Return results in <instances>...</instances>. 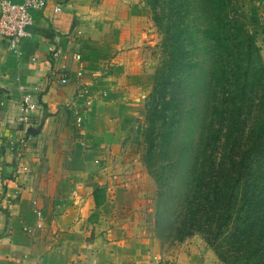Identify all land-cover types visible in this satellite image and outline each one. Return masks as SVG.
<instances>
[{"label":"crops","instance_id":"1","mask_svg":"<svg viewBox=\"0 0 264 264\" xmlns=\"http://www.w3.org/2000/svg\"><path fill=\"white\" fill-rule=\"evenodd\" d=\"M65 1L69 5L58 13L49 3L34 14L32 35L19 42L17 53L0 39V264H220L195 236L165 254L138 220L139 193L120 186L108 193L100 185L110 167H129L126 131L140 86L143 97L150 90L154 70L143 72L136 46L144 32L143 6L137 0ZM52 47L68 55L65 83L60 72L50 74ZM75 52L81 76L69 58ZM108 59L123 71L119 79L114 72L101 75ZM34 89L38 106L30 126L39 130L27 137L28 172L16 175L2 138L18 132L19 103ZM95 187L102 189L98 205ZM31 199L44 223L28 236L21 228L34 221Z\"/></svg>","mask_w":264,"mask_h":264},{"label":"trees","instance_id":"2","mask_svg":"<svg viewBox=\"0 0 264 264\" xmlns=\"http://www.w3.org/2000/svg\"><path fill=\"white\" fill-rule=\"evenodd\" d=\"M142 1L161 52L141 133L155 237L199 234L220 264H264V63L242 6Z\"/></svg>","mask_w":264,"mask_h":264},{"label":"rangeland","instance_id":"3","mask_svg":"<svg viewBox=\"0 0 264 264\" xmlns=\"http://www.w3.org/2000/svg\"><path fill=\"white\" fill-rule=\"evenodd\" d=\"M238 2L242 6V9L247 17L248 29L255 36V42L259 47L260 54L264 63V32L259 31V28H264V0H238ZM137 4L143 6L142 11L144 12L141 13V20L144 23L142 26V30L144 32L142 38L139 39V45H136L137 48H141L140 52L137 54V58L138 60H140V65L143 72L146 73L148 69L149 71L154 70L155 66L161 58V52L159 49L160 37L150 20L148 9L145 7V5H143L142 0H137ZM99 69L101 75L106 71H108L109 73L114 72L113 76L116 79H119V77H121L123 74V71L121 70V68H118L117 62L113 59L106 60L104 64L99 67ZM140 69L141 68L139 67V70ZM142 86L143 85L140 86V91L138 93V107L133 111L134 116L131 123V128L130 130L126 131V138L124 139L126 140L127 144L126 158H130L129 167L127 169L117 166L110 167L106 172L107 178L100 185L102 189L104 191H107L108 193H113L112 189L115 186H120L124 190H130L128 193H139L140 201L137 202V204L141 206V213L138 220L143 222L144 230L151 233V235L157 240L161 250L165 254L171 255L174 253V250H176L179 242H172L168 239L158 240L155 237V229L153 226V210L156 198L155 185L153 179L146 172V168L141 161V152L143 147L141 133L144 126V97L142 95ZM96 165L99 168L102 167V165L99 163H97ZM120 169H123V171H121ZM126 175L129 176V179H126ZM118 176L120 177L118 178ZM192 236L201 238L199 234H194ZM202 241L204 242L203 239Z\"/></svg>","mask_w":264,"mask_h":264},{"label":"built area","instance_id":"4","mask_svg":"<svg viewBox=\"0 0 264 264\" xmlns=\"http://www.w3.org/2000/svg\"><path fill=\"white\" fill-rule=\"evenodd\" d=\"M51 5L50 9L53 14L62 10L63 5H69L65 0H0V39H4L8 43L9 49L17 53L19 42L24 38L32 35L33 16L42 10L47 4ZM67 54L57 47H52L49 53L50 60L54 67L50 71L51 75L61 73L60 83H65L67 79L64 77L67 71L65 60ZM71 62L76 64V75H82V61L78 52L69 56ZM35 90H26L21 102L19 103V114L17 122L21 126L16 134H8L2 138L3 146L10 150L13 154L15 162V173L17 175L28 172V164L25 160V148L27 145L28 133L26 128L31 125V112L38 106L34 98ZM76 125L80 122L79 115L74 118ZM32 213L34 221L31 225H23L22 231L28 236L41 229L44 223V215L42 210L37 206L35 199H31Z\"/></svg>","mask_w":264,"mask_h":264},{"label":"water","instance_id":"5","mask_svg":"<svg viewBox=\"0 0 264 264\" xmlns=\"http://www.w3.org/2000/svg\"><path fill=\"white\" fill-rule=\"evenodd\" d=\"M38 130H39V128H33V127H31V126H29V127H27L26 128V132L28 133V134H36L37 132H38Z\"/></svg>","mask_w":264,"mask_h":264}]
</instances>
